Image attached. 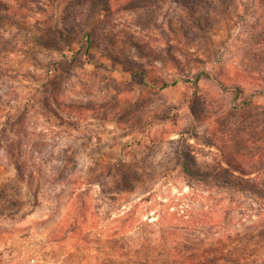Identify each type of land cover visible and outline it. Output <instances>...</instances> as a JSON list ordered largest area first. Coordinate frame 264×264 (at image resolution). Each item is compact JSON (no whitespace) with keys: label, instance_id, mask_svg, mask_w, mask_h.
<instances>
[{"label":"rangeland","instance_id":"374dc122","mask_svg":"<svg viewBox=\"0 0 264 264\" xmlns=\"http://www.w3.org/2000/svg\"><path fill=\"white\" fill-rule=\"evenodd\" d=\"M0 264H264V0H0Z\"/></svg>","mask_w":264,"mask_h":264},{"label":"trees","instance_id":"16d2710c","mask_svg":"<svg viewBox=\"0 0 264 264\" xmlns=\"http://www.w3.org/2000/svg\"><path fill=\"white\" fill-rule=\"evenodd\" d=\"M217 1V0H214ZM87 36L90 38L91 37V32H86ZM91 39V38H90ZM89 39V40H90ZM207 77H211L208 74H206ZM213 78V77H212ZM197 80L194 81V84L197 85ZM233 91L235 93V97L234 100H236V104L235 107L237 108H248L252 105V98H253V94H245L243 88H241L240 86H234L232 87ZM241 99L240 102H237L238 99ZM183 164V170H185L188 174H192V175H198L200 177H204V178H210V177H214L216 179H218V181H225L226 184H231V186H236L239 188H245L246 186L250 187V189H253L256 186V180L257 178H250V180H243V179H238V177H234V174L232 172H230V170H228L227 168L224 167H220L221 168V172L224 174H220L221 172H208V171H203L200 172L194 168L191 167L190 163L187 160H183L182 161ZM213 175V176H212ZM258 189L260 191H262L261 187H258Z\"/></svg>","mask_w":264,"mask_h":264}]
</instances>
